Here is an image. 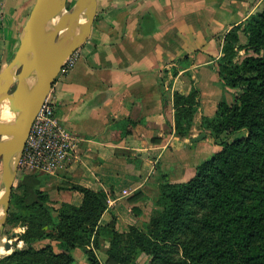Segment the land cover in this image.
Instances as JSON below:
<instances>
[{
  "label": "crops",
  "instance_id": "obj_1",
  "mask_svg": "<svg viewBox=\"0 0 264 264\" xmlns=\"http://www.w3.org/2000/svg\"><path fill=\"white\" fill-rule=\"evenodd\" d=\"M35 1L0 0V71L18 49ZM263 10L264 0H98L75 66L58 76L49 94L75 143L64 168L49 176L68 187L106 192L101 225L112 217L123 228L137 221L163 177L188 180L210 159L204 148L214 140L202 120L237 93L218 76L225 37ZM193 89L200 99L191 137L206 135L197 143L179 139L174 130V94ZM139 191L143 198L130 203ZM65 192L57 198L71 204L77 196L75 206L81 205V193Z\"/></svg>",
  "mask_w": 264,
  "mask_h": 264
},
{
  "label": "trees",
  "instance_id": "obj_2",
  "mask_svg": "<svg viewBox=\"0 0 264 264\" xmlns=\"http://www.w3.org/2000/svg\"><path fill=\"white\" fill-rule=\"evenodd\" d=\"M218 76L237 94L232 103L220 102L213 118L204 117L202 127L222 150L188 180L163 177L144 226L133 219L123 228L116 217L101 225L106 192L72 185L83 196L75 206L49 194L42 176L22 172L7 223L27 227L26 247L0 264H101L102 235L110 238L106 264H264V10L226 35ZM199 99L197 89L174 94L181 140L192 135Z\"/></svg>",
  "mask_w": 264,
  "mask_h": 264
},
{
  "label": "water",
  "instance_id": "obj_3",
  "mask_svg": "<svg viewBox=\"0 0 264 264\" xmlns=\"http://www.w3.org/2000/svg\"><path fill=\"white\" fill-rule=\"evenodd\" d=\"M63 1H35L20 45L0 71V242L33 122L70 57L89 39L97 16L98 0H79L67 15ZM205 137L189 140L197 143ZM11 247V242L5 244V249Z\"/></svg>",
  "mask_w": 264,
  "mask_h": 264
},
{
  "label": "built area",
  "instance_id": "obj_4",
  "mask_svg": "<svg viewBox=\"0 0 264 264\" xmlns=\"http://www.w3.org/2000/svg\"><path fill=\"white\" fill-rule=\"evenodd\" d=\"M76 51L60 74L68 73L78 60ZM74 138L56 116V106L47 97L38 112L23 150L19 169L40 176L63 169L74 151ZM124 195L128 192L124 191Z\"/></svg>",
  "mask_w": 264,
  "mask_h": 264
},
{
  "label": "rangeland",
  "instance_id": "obj_5",
  "mask_svg": "<svg viewBox=\"0 0 264 264\" xmlns=\"http://www.w3.org/2000/svg\"><path fill=\"white\" fill-rule=\"evenodd\" d=\"M78 2L79 0H64L63 1L64 15L70 14L73 11V9L76 7ZM239 56L240 58H242L244 56V51H241ZM207 109L210 114H211L212 109L215 111V108L212 106L211 103L208 104ZM221 150H222L221 145L216 144L215 141H209L208 143H206V147L204 148V154L209 155L208 157L211 158L215 153ZM22 172H25V170L19 169L20 177H21ZM1 177H2V162L0 161V183H1ZM42 177L44 178L45 183H47L45 190L49 194H51L54 197H59L61 199L62 198L64 199L66 197L67 194L65 190L67 188L69 189L68 187L69 183L65 185L63 181L57 180L55 177H51L49 175H44ZM18 181H19V177L17 178L16 185L18 184ZM78 202H79V198L77 196H71L72 205H77ZM150 212L151 211L148 209V212H145L143 216H140L139 219L137 220V223L141 227L144 226L146 222H148V219L150 217ZM26 229L27 227L20 223H6L3 236H2V240L0 242V259L11 255L17 250H21L26 247V244L24 243V241H22V235L25 233ZM7 242H11L12 244V247L10 250L5 249V244ZM99 242H100V247L98 250H96V254L101 264H106L107 252H108L109 245H110V238L107 235H102L100 237ZM46 243L47 242H44L42 243V245ZM140 262L143 263V261H140ZM79 264H83L81 260Z\"/></svg>",
  "mask_w": 264,
  "mask_h": 264
}]
</instances>
